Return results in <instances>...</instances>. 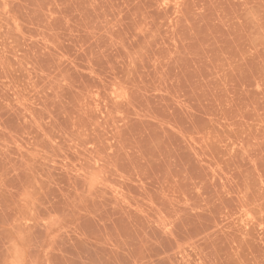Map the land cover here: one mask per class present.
<instances>
[{
    "label": "rangeland",
    "instance_id": "obj_1",
    "mask_svg": "<svg viewBox=\"0 0 264 264\" xmlns=\"http://www.w3.org/2000/svg\"><path fill=\"white\" fill-rule=\"evenodd\" d=\"M0 264H264V0H0Z\"/></svg>",
    "mask_w": 264,
    "mask_h": 264
}]
</instances>
